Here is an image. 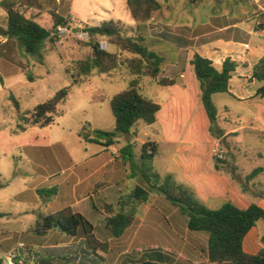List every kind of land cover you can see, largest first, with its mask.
<instances>
[{"label":"rangeland","instance_id":"rangeland-1","mask_svg":"<svg viewBox=\"0 0 264 264\" xmlns=\"http://www.w3.org/2000/svg\"><path fill=\"white\" fill-rule=\"evenodd\" d=\"M158 1L163 4L162 9L153 16L144 32L149 49L165 59L162 73L157 79L145 76L137 78L125 66L110 73L93 71L88 76L78 78L74 70L76 62L91 53V49L84 45L88 36L82 32L74 34L71 31H65L58 34L59 39L56 44L48 42L46 66L35 64L23 51L20 54L21 61L25 63L22 72L0 58V73L7 77L6 86L0 90V214H5L0 218V232H2L0 243L2 241L1 244L4 247H8L9 250L13 249L16 246L15 238L10 237L27 227H32L30 225L35 224L39 215L56 213L74 203L75 198L69 190L72 186L71 181L74 180L69 179L74 173V171H69L72 157L70 154L79 160L101 149L100 145L88 144L78 134L87 123L94 129L114 130L115 119L112 115L110 101L116 94L126 90L132 80L138 79L140 90L145 96L156 103H166L170 107L169 93L158 85V80L166 77L175 79L185 73L187 85L193 87V82L189 78L195 74L189 62L192 51L179 49L170 42L161 41L157 33L164 30L173 33H194L195 31L206 33L210 31L207 27L212 16L227 18L232 23H241L239 26L247 29L253 24L256 31L260 28L258 23L264 22L261 16L264 13V0ZM40 2L44 4L43 11L32 10L28 12V15L35 16L37 21L47 28H52V14L55 12L64 16L73 28L81 30H85L86 26H99L104 21L111 20L121 21L126 30L135 28V22L131 18L126 0H40ZM1 20L0 17V22ZM244 22L246 23L243 24ZM205 23L208 24L203 25ZM233 35L234 31L229 37L232 38ZM101 43L104 49L119 55L122 59L132 57L128 53L119 52L105 39ZM216 47L220 48L219 51L223 52L224 56H229L239 62L241 67H247V63L238 61L237 53H232L220 45ZM215 64L218 65V61H215ZM28 73L32 74L34 82L28 81L26 76ZM74 74L79 79V83L71 88L64 104L59 105L53 125L45 128L34 126L24 133L13 134L17 125L23 124L24 121L18 119V111L9 99L10 94L16 97L20 104V112L24 115L33 111L38 104L51 99L64 87L70 86L71 75ZM256 84L260 85V83ZM232 86V90L235 91L236 81ZM242 90L253 93L255 85L245 84ZM234 91L230 95L216 94L213 98L218 111L216 124L223 136L219 137L216 134L215 124H210L209 132H207L205 125L202 126V118L196 112L195 106V116L199 124L195 137L203 138V134L206 133L214 147V161L216 158L220 159L218 156L222 155L223 158L220 160L224 161L223 171L233 173L238 182L245 183V177L254 169L264 168V101H260L259 97L252 101H240ZM179 99L180 96H176L173 103L179 102ZM193 100L195 102V97ZM198 104L202 105L200 98ZM258 107H261L263 114L258 113ZM167 108L165 111L168 110ZM174 126V120L173 129H171L170 122L153 126L139 121L133 130L137 133L138 129L137 144L140 147L143 141L152 140V134L148 137L146 135L152 133L153 128H162L163 138H167L174 134ZM180 130L179 128L177 132L180 133ZM121 135L124 136V134ZM134 135L136 134L130 137L126 135L122 139V144L128 142L134 146L133 170L129 167V174L138 173L140 148L130 143ZM35 143L49 145V148L43 151L44 155L49 158L48 163L41 160L35 162L36 151L32 152L31 148L24 149L23 147ZM164 153L163 149L162 156ZM54 158L56 162H53ZM156 168L159 173L163 171L160 165H156ZM125 182L129 183L132 188L134 187L133 179H126ZM252 182H254L253 185H251ZM247 185L249 190L260 193L264 189V172ZM54 187H58V193L51 198L41 197L37 192ZM142 187L148 188L146 184ZM61 190L62 193H60ZM154 193H150L148 203H152L156 208L159 218L145 219L137 240L134 239V232L139 228L141 219L146 213V204L143 205L142 215L134 225L127 229L123 236L115 238L105 226L104 196L99 192L91 194L93 198L88 201V204L92 212L86 219L94 226L97 239L108 242L109 250L108 252L99 251L97 255H86L88 261L77 260L74 264H129L141 258H160L167 263L172 260L176 264H191L185 257L179 255L180 251L185 248L184 244L187 243L195 247L199 255L205 254L207 238L190 231L187 228L186 217L182 215L178 207L173 206L164 197L159 195L161 199H158V203L154 202ZM121 194L126 196L127 190L123 189ZM109 197L107 199L111 201L112 198ZM230 197L232 198H226V200L240 205L236 195ZM108 201L107 204H109ZM260 224H264V221L261 220ZM77 241L67 236L60 238L50 236L43 240L41 246L34 244L27 247L25 259L27 258L29 263L36 264L38 256L45 254L44 248H51L57 244L69 246ZM17 250L20 254L23 252L21 248ZM252 251L256 250L252 249ZM200 258L197 259L198 263L202 261ZM51 262L63 264L59 259L51 260Z\"/></svg>","mask_w":264,"mask_h":264},{"label":"trees","instance_id":"trees-1","mask_svg":"<svg viewBox=\"0 0 264 264\" xmlns=\"http://www.w3.org/2000/svg\"><path fill=\"white\" fill-rule=\"evenodd\" d=\"M127 8L135 28L126 30L121 21H104L99 26H86L88 40L85 46L91 49V53L76 62L75 72L78 78L90 75L93 71L99 73H110L125 66L132 75L139 77H150L157 79L162 73L164 57L149 49L146 45L147 38L144 32L147 30L153 16L162 9L163 4L158 0H126ZM0 7L7 13L6 30L9 35L5 44L18 45L30 59L37 65L46 66L47 43L56 44L59 39V27H67L69 21L55 12L52 14L53 26L47 28L41 25L35 16L28 15L29 11L38 10L42 12L44 4L40 0H1ZM264 18V13L261 15ZM209 30L224 29V32L216 35L217 39H228L234 31L235 41L247 43L249 35L240 30H233L237 22L230 24L227 18L212 16ZM161 41L170 42L180 49L193 47L194 41L188 38L185 32L173 33L162 31L156 34ZM107 40L114 45L119 52H125L132 57L122 59L117 54L110 53L102 47V40ZM207 42L208 40H202ZM82 45V42H80ZM4 45L0 43V53ZM194 68L195 76L200 84V98L211 125L218 119V111L214 102L216 94H231V79L240 63L227 57L222 68L218 69L214 62L199 53H194L190 61ZM23 67V66H22ZM69 73V71H67ZM75 74L72 83L57 92L48 101L38 104L35 109L26 114L20 112V104L13 94L9 99L18 111V119L24 121L18 124L13 134L26 132L30 127L39 126L45 128L55 122L58 107L64 104L69 96L70 90L76 87L79 79ZM28 80L34 82L32 74H27ZM130 82L129 87L116 94L110 101L112 115L115 119V129L105 131L92 129L87 123L79 132L78 136L87 143L101 144L105 147L116 144L121 134H132L133 128L139 121L147 125H153L157 121L161 105L145 96L139 87L138 79ZM251 81H258L263 85L257 90L256 95L264 98V56L261 57L253 67ZM0 83L2 79L0 77ZM175 79L162 78L158 85L163 87L172 86ZM125 162L134 164V146L127 145L120 150ZM159 153V144L154 140L146 141L140 148L138 174L144 184L147 185V195L139 200L134 199V191L124 196L121 195L115 204L104 206L105 226L115 238L123 236L137 219L142 215L143 205L149 202L150 193L165 198L173 206L178 207L182 215L186 217L187 228L207 238L205 255L210 263L215 264H264V248L257 254H249L244 251L243 244L248 233L260 220L264 221V208L257 204L250 205L247 209H241L233 202H225L219 209H211L204 204L195 191L180 184L174 174H161L155 165V158ZM224 161L215 159V169L223 170ZM264 172L263 167H258L249 173L242 184L244 192L249 191L248 183ZM38 194L51 198L57 195V188L41 189ZM264 199V189L260 192ZM5 214H0V218ZM168 221V220H167ZM94 226L81 214L76 213L71 207H66L49 215H39L35 224L29 228L26 234L37 237H46L51 233L74 238L75 241L69 246H53L45 250V254L38 256L36 264H53L51 260L59 259L63 264H74L77 260H86L92 254L97 255L99 251L108 252V242H103L95 236ZM264 242V238H263ZM28 259L17 256L14 261L19 264ZM0 264L4 259L0 257ZM129 264H176L170 260L168 263L160 258L140 259Z\"/></svg>","mask_w":264,"mask_h":264},{"label":"crops","instance_id":"crops-1","mask_svg":"<svg viewBox=\"0 0 264 264\" xmlns=\"http://www.w3.org/2000/svg\"><path fill=\"white\" fill-rule=\"evenodd\" d=\"M1 1V0H0ZM264 11V9H263ZM0 17L2 18L0 22V27L6 29L7 23V13L4 9L0 7ZM210 24V22H208ZM205 23L203 25H206ZM244 22L243 24H245ZM208 24V26H209ZM232 24V22H230ZM241 23L233 26V29H239L241 32H244L249 35V40L247 43L236 42L235 33L232 38L227 39H215L214 37L222 32H224L228 27L224 29H217L213 31H208L206 33H186L189 39L194 41L193 47L187 48L192 51V57L194 53H199L200 55L211 59L214 62V65L218 68H222L224 60L229 56H224L223 52H220L216 45L224 49H229L230 52L237 53L238 61L242 63H247V67H238L236 72L231 79V92L233 86L232 84L236 81V90L234 94L237 96L240 101H252L258 99L256 95L257 90L263 85L258 81H251L250 78L253 73V67L258 62V60L264 56V22L258 23L260 28L256 31L254 25H251V28L247 29L243 26H239ZM263 26V28L261 27ZM160 33V32H159ZM208 40L203 42L202 40ZM7 38L0 37V43L4 45L2 53H0V58L6 62L8 65H13L14 68L18 69L20 72L23 71L25 63L20 59V54L22 50L18 45L8 44L5 46ZM238 45V46H237ZM240 45V46H239ZM243 46V47H241ZM180 49V48H179ZM202 50V52H201ZM218 51V53H217ZM220 52V53H219ZM242 55V56H240ZM191 57V59H192ZM190 59V61H191ZM217 59V60H216ZM219 59V60H218ZM234 60V59H233ZM189 61V62H190ZM215 61H218V65L215 64ZM11 74V73H9ZM27 76V75H26ZM2 83H0V90L6 86V75L0 73ZM168 79H174L173 77H166ZM193 82V87L187 85V76L185 73L175 78L176 83L172 86L163 87L169 93V102H171V107L167 106L166 103H162L161 110L158 114L157 121L154 125H163L167 122L171 123V129H173V120L175 123L174 134L163 138L164 133L162 128H153L152 133H147V137L151 136L152 140L158 142L159 144V153L155 158V164L160 165L163 169L161 174L172 173L174 174L176 180L183 185H186L192 188L199 199L206 204L211 209H219L225 202L231 201L226 200V198H232L230 196H237L238 203L237 205L241 209H247L252 204H257L260 207L264 208V199L261 197L259 192L251 191L244 192L242 190L241 182L237 181L236 176L231 172L217 171L215 169V161L213 159L214 147L209 139V136L205 133L203 138L195 137L196 131L198 130V122L195 116L197 112L201 116L203 124L209 132L210 121L205 112V109L202 105L198 104L200 98V84L194 74L189 77ZM28 79V77H27ZM29 81V80H28ZM256 83H260L258 86ZM245 84L255 85V91L253 93L244 92L242 89ZM160 86V85H159ZM193 88V90H192ZM176 96H180L179 102L173 103V99ZM195 97V102L193 98ZM260 98V97H259ZM260 101H264V98H260ZM201 101V98H200ZM202 102V101H201ZM159 104V103H158ZM196 106V112H195ZM168 107L167 111L165 108ZM261 107H258V113L263 114L260 110ZM255 113V112H253ZM180 120V121H179ZM180 124H179V123ZM136 127V126H135ZM93 128V126H92ZM180 133H178V129ZM94 129V128H93ZM137 129V128H136ZM138 133V129H137ZM132 130L134 137L131 138L132 144L137 145L138 148V135ZM132 134H124V136L119 135L117 142L114 145L105 147L101 144V149H98L94 152L93 155L86 156L77 160L73 154H70V166L69 171H74L72 176H70V181L72 180V186L69 188L71 195L75 198L74 203L69 205L76 213L83 215L87 218L92 210L88 204L89 200H92V195L95 192H99L105 198L103 205H106L108 199L111 196V201H108L109 204H115L120 196L123 189L127 190V195L131 193V190L136 189L137 186H143L144 182L142 181L140 175L132 172L128 173V168L132 170L130 162H125V158L121 155L120 150L125 146L129 145L128 142L122 144V139L126 135L130 137ZM154 136V137H153ZM143 141L139 148L144 144ZM95 144V143H88ZM49 145L35 143L33 145H25L24 149L31 148L32 152L35 150V162L41 160L45 163L49 162L48 156L46 157L43 153L44 149H48ZM164 149V156L161 154ZM140 152V151H139ZM42 154V155H40ZM53 162H56V159H53ZM79 173L78 175L76 173ZM246 178V177H245ZM126 179H133L132 185L133 188L129 186V183L125 182ZM121 183V184H120ZM254 182L251 183L253 185ZM252 187V186H251ZM58 188V187H56ZM84 189V190H83ZM58 190V189H57ZM58 193V191H57ZM62 193V190L61 192ZM155 201L158 203V199H161L160 196L154 193ZM110 200V199H109ZM222 202V205H220ZM232 202V201H231ZM146 213H144L143 218L139 224V228L134 232V239L137 240L142 224L145 222V219L159 218L156 208H154L152 203L145 205ZM261 220L257 222L256 226L248 233L244 240L243 248L244 251L249 254H257L262 248H264V224H260ZM261 225V226H260ZM33 226V225H30ZM261 227L260 230L258 227ZM31 227H27L18 233H14V236L10 237L15 238L14 242L16 246L9 250L8 247H4L2 241L0 243V257L7 255L8 253H16L21 256L23 259L27 256V247L34 244L40 245L44 239L48 237H61L59 234L51 233L46 237H37L35 235L26 234L27 230ZM107 229V228H106ZM2 232H0V237ZM189 233V232H187ZM112 235V233H111ZM197 235V234H192ZM64 237V236H62ZM37 246V245H36ZM41 246V245H40ZM60 246V245H55ZM182 251H180V256L185 257L191 264H215L210 263L205 254L199 255L195 247L189 243L184 244ZM23 249V252L18 253L17 249ZM44 248V247H43ZM49 248V247H48ZM48 248H44L47 250ZM207 248V245H206ZM205 248V249H206ZM255 249L256 251H252ZM4 250V251H3ZM3 251V252H2ZM200 258L198 263L197 259Z\"/></svg>","mask_w":264,"mask_h":264},{"label":"water","instance_id":"water-1","mask_svg":"<svg viewBox=\"0 0 264 264\" xmlns=\"http://www.w3.org/2000/svg\"><path fill=\"white\" fill-rule=\"evenodd\" d=\"M263 28V26H261ZM67 31H71L74 34H79L80 32L86 34V30H81L79 28H73L71 25H68L66 28ZM9 35L8 31L4 29L3 27H0V36L1 37H7ZM215 129H216V134L219 137L223 136V133L219 130V127L217 126L215 122ZM149 192L142 186H137L135 191H134V199L139 200L141 197L147 195Z\"/></svg>","mask_w":264,"mask_h":264},{"label":"built area","instance_id":"built-area-1","mask_svg":"<svg viewBox=\"0 0 264 264\" xmlns=\"http://www.w3.org/2000/svg\"><path fill=\"white\" fill-rule=\"evenodd\" d=\"M66 28H67V27H59V28H58L59 34L65 32V31H67ZM218 157H219L220 159L223 158L222 155H219ZM17 256H18V255H17L16 253H13V252H12V253H8L7 255L3 256L4 264H16L15 261H14V259H15ZM19 264H28V263H25L23 260H20V261H19ZM31 264H32V263H31Z\"/></svg>","mask_w":264,"mask_h":264}]
</instances>
